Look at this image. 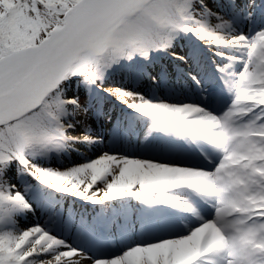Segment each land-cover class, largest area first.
Returning a JSON list of instances; mask_svg holds the SVG:
<instances>
[{
    "label": "snow or ice",
    "instance_id": "1",
    "mask_svg": "<svg viewBox=\"0 0 264 264\" xmlns=\"http://www.w3.org/2000/svg\"><path fill=\"white\" fill-rule=\"evenodd\" d=\"M180 38L187 88H101ZM73 83L131 110L112 138L135 136L139 155L109 146L46 166L103 143L71 134ZM25 177L36 183L21 191ZM64 196L100 206L69 217L75 239L51 217L20 227L34 202L58 216ZM112 240L111 255H95ZM0 264H264V0H230L223 15L207 0H0Z\"/></svg>",
    "mask_w": 264,
    "mask_h": 264
},
{
    "label": "bare ground",
    "instance_id": "2",
    "mask_svg": "<svg viewBox=\"0 0 264 264\" xmlns=\"http://www.w3.org/2000/svg\"><path fill=\"white\" fill-rule=\"evenodd\" d=\"M207 3L213 11L220 10L223 15L228 11L230 0H207ZM217 5H221L222 9H218ZM250 25V22L247 25L242 23L241 27L248 30ZM190 45L191 41L189 39L180 38L175 42L174 47L170 49L168 53H160L157 55L153 63L139 64L133 68L126 65H123L121 68H116L104 81L101 88L104 90L125 88L146 95L150 92L158 91L162 96L165 94V89L170 84H174L177 89H180L181 85L187 88L188 85L181 74L188 71L189 67H191V62L187 65L183 64L173 57V53L184 55L189 52ZM200 70L202 72L207 71L211 73V65L205 60V62L201 64ZM162 72L166 74V79L161 84V87L157 89V76ZM80 87V85L77 86L73 83L68 89V97L71 98L74 96V93H78ZM98 97L99 99L95 100V97L91 98V96H89L86 103L81 105V109L76 111L74 117H72V121L76 124V130L71 134L79 136L87 130L92 137L101 138L103 143L94 146L77 144L74 148L78 151H72L67 157H62L56 162L67 163L79 160L83 163L86 159L90 160L97 158V155L102 153V151H108L109 146L124 148L129 153L140 154L136 152L135 136H132L130 139H125L123 142L117 141L115 143L112 138L113 126L117 124L123 126L126 121L131 120V110L126 109L122 104L118 103L117 100L109 96L106 91L101 90ZM134 126L135 125H133V127ZM25 183L35 184L36 182L31 177H25L23 180L17 181V187L23 191ZM59 203V215L56 216L51 214L49 210L39 202H34L37 212L35 214L27 213L23 215L20 218V227L28 228L37 223L40 224L41 221L46 218L48 222L51 217L54 221L53 227L60 225V228L57 229L58 231H61L62 234L69 239H75V233L71 229L69 217H71L72 222H78L81 215L85 217L94 215L100 207L71 196H64V198L60 199ZM115 250L116 242L114 240L104 241L100 245L99 252L95 253V255L104 257L111 255Z\"/></svg>",
    "mask_w": 264,
    "mask_h": 264
},
{
    "label": "rangeland",
    "instance_id": "3",
    "mask_svg": "<svg viewBox=\"0 0 264 264\" xmlns=\"http://www.w3.org/2000/svg\"><path fill=\"white\" fill-rule=\"evenodd\" d=\"M252 25L250 26V29H251ZM126 66H131V68L133 67H136L138 66L139 64H124ZM118 68H121V67H118ZM114 72V71H113ZM80 91L78 93H74L76 97L79 98V101H80V104L81 105H84L88 99L89 96L92 97H95L96 99L95 100H98L99 99V94H100V91H97V92H91L89 89H87L83 84H80ZM103 152V151H102ZM101 155V153H99L97 156ZM82 163V161H75V162H72L71 164L69 165H64V164H61V163H55L56 166H59V167H69V166H72L73 164H80ZM56 168V167H55ZM40 224H46V219L42 220V222Z\"/></svg>",
    "mask_w": 264,
    "mask_h": 264
}]
</instances>
